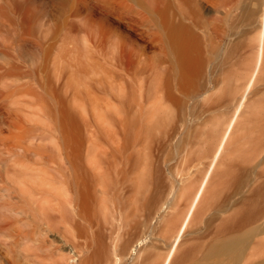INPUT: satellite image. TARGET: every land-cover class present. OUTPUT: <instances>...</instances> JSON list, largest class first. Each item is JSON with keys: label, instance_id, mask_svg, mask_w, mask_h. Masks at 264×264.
<instances>
[{"label": "bare ground", "instance_id": "obj_1", "mask_svg": "<svg viewBox=\"0 0 264 264\" xmlns=\"http://www.w3.org/2000/svg\"><path fill=\"white\" fill-rule=\"evenodd\" d=\"M185 1L177 0L181 6ZM155 2L151 12L157 29L140 33H147L151 44L159 41L162 50H157L155 64L148 67L149 57L145 56L144 47L129 34L117 30L115 22L125 21L124 10L117 9L113 0H0V264L8 255L14 259L17 240H21L29 258L33 254L32 243L45 231L56 230L64 235L69 226L75 225L86 239V228L93 229L98 193L106 190L98 178L99 172L87 169L82 162V130H89L91 134L105 127L115 133L125 132L134 124L139 107L148 101V117L154 123L164 119L163 105L167 107L165 100H176V89L187 91L193 86L192 81L204 63L200 36L191 24L176 18L171 0ZM261 4L260 25L255 36L256 60L248 85L199 183L192 190L159 264H201L193 252L200 246H185V235L201 205L217 195L215 185L219 174L226 170L224 167L220 173L235 124L243 113L246 91L261 70L264 0ZM131 21L138 22L126 19L129 29ZM19 48L32 56L39 50V60L23 68ZM98 72L112 79L118 76L128 80L126 88L131 94L128 105L133 112L129 121L120 105L107 123L100 120L107 114L109 101L104 103L94 89V82L101 77ZM83 82L87 88L81 86ZM114 97L120 103L116 93ZM34 115L43 123L40 128L31 122ZM48 118L54 121L52 126L59 133L57 160L47 142L46 126L50 125L45 119ZM53 161L59 165L60 175L53 176L46 194L35 197L38 194L33 195L31 180L36 172L45 174ZM240 181L237 173L229 180L227 191L239 193ZM261 195H264V184L254 186L249 196L236 199L235 204L230 199L228 207L214 202L215 211H231L220 219L213 242L199 256L208 259L240 247L239 232L246 228L250 237H258L247 240L232 260L235 264L240 259L248 264H264L261 254L264 252V197L260 200ZM163 204L161 209L168 208V204ZM59 221L62 224L58 225ZM151 256L150 253L146 258ZM53 264H59L58 260Z\"/></svg>", "mask_w": 264, "mask_h": 264}, {"label": "rangeland", "instance_id": "obj_2", "mask_svg": "<svg viewBox=\"0 0 264 264\" xmlns=\"http://www.w3.org/2000/svg\"><path fill=\"white\" fill-rule=\"evenodd\" d=\"M113 1L117 9L124 10L125 21L115 22L117 30L129 34L144 47L145 56L149 57L146 65L152 67L157 50L162 48L159 41L151 44L149 35L143 32L157 29L151 12L155 0ZM261 3L262 0H218L217 3L186 0L181 6L177 0H171L176 18L191 24L201 39L204 63L192 81L193 86L187 91L176 89V100H165L164 119L154 123L148 117V101L139 107L134 124L125 132L115 133L104 127L91 135L89 130H82V162L87 169L99 172L98 178L106 190L98 193L100 199L97 206L95 204L93 229L86 228V239L75 225L69 226L64 235L56 230L45 231L32 243V256L35 257L29 258L21 240H17L14 259L8 255L1 264H12L13 260L15 264H53L55 259L59 264L160 263L192 190L199 183L227 121L248 85L256 60L255 36L260 25ZM248 14L252 16L247 17ZM126 19L138 22L131 21L129 29ZM18 52L23 68L39 60V50H35L33 56L23 48ZM97 74L101 77L94 82V89L104 103L109 101L107 114L100 120L107 123L120 105L121 110L127 112L129 121L133 112L128 105L131 98L130 89L126 88L128 80L118 76L112 79L102 72ZM85 81L88 83L87 79ZM84 82L81 86L87 88ZM115 93L119 97L118 104ZM246 95L243 113L235 124L232 143L227 146L228 154L220 168L221 173L225 167V173L219 174L215 185L217 195L201 205L196 220L185 235V246H200L193 252L201 264H235L232 256L238 255L247 240L258 237H250L245 228L239 232L242 235L240 247L208 259L199 256L213 242L220 219L231 211H215L212 209L214 202L228 207L230 199L234 203L236 199L249 196L254 186L264 184V54L260 73ZM38 120L34 115L33 126L43 125ZM46 121L50 125V128L45 125L49 132L47 142L57 160L59 133L52 126L54 121L49 118ZM48 166L50 176L39 171L31 180L32 193L38 194L35 197L46 194L53 176L60 175V167L55 161ZM237 173L241 190L230 194L227 185ZM263 197L259 196L260 200ZM162 204H168V208L161 209ZM150 253L152 256L146 258ZM238 264L248 263L240 259Z\"/></svg>", "mask_w": 264, "mask_h": 264}]
</instances>
